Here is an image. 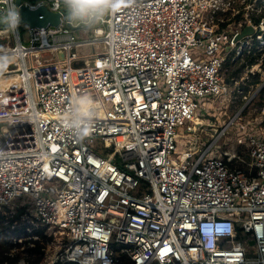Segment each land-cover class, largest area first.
Wrapping results in <instances>:
<instances>
[{
	"label": "built area",
	"instance_id": "1",
	"mask_svg": "<svg viewBox=\"0 0 264 264\" xmlns=\"http://www.w3.org/2000/svg\"><path fill=\"white\" fill-rule=\"evenodd\" d=\"M22 1L60 11L61 23L0 26L13 41L0 57L14 63L0 71L3 219L62 231L52 264H116L114 243L134 264H264V136L244 137L245 167L187 148L197 97L230 92L228 61L257 54L244 79L261 73L264 0H119L91 27L70 22L64 0ZM9 10L21 17L16 0H0V18ZM79 96L92 102L86 136L69 125ZM181 124L189 143L177 139ZM117 137L119 150L97 142ZM26 197L29 210L17 202Z\"/></svg>",
	"mask_w": 264,
	"mask_h": 264
},
{
	"label": "rangeland",
	"instance_id": "2",
	"mask_svg": "<svg viewBox=\"0 0 264 264\" xmlns=\"http://www.w3.org/2000/svg\"><path fill=\"white\" fill-rule=\"evenodd\" d=\"M20 31L22 32L25 42H28L29 27L21 24ZM87 31L88 32H85L83 29H80L78 34L81 38H89L93 35V32L92 29H88ZM95 48L96 51H101L104 45L99 43L95 45ZM81 50L85 53H92V44H85ZM2 61L3 60H0V64ZM242 61L243 59L239 58L236 66L239 67ZM228 68L229 71L225 73V80L227 77H230L229 72L232 67ZM247 74L246 68H243L235 75L238 83L235 81L228 84L230 92L225 97L213 95L197 97L199 107L196 114L197 118L202 121L198 123V125H193L194 123L190 124L193 127L190 136L193 143L188 145L187 148L197 150V152L207 149V156L228 154L230 157H233L235 165H242L244 167L251 162L250 149L243 139L251 134L264 136V100L259 97V92L264 87V67L259 74L261 82L257 86H251L245 91L242 85L243 79L246 78ZM249 77V81H251L253 77L251 75H249ZM224 128L228 130L224 132ZM188 129V125L180 129L182 133L181 138L186 143H189L187 140H190L187 134ZM241 139L243 141H241ZM99 143L103 144L102 141ZM28 201H30V198L26 197L17 202L24 204L29 210L30 204ZM1 223L7 222L0 214V224ZM40 227L41 226H35L31 230L26 228L27 230L20 235L12 234L9 236L11 241L23 244H16V247L12 248L13 253L21 254V263L25 261L26 252L23 250L24 247L32 245V242L37 239L41 241H43L44 238L47 239L44 260L39 264H52L57 255H59L58 249L61 245L63 248L62 231L56 232L46 228L41 235V230H43V228L40 229ZM38 232H40V234H38ZM25 239L29 240L26 244L24 243Z\"/></svg>",
	"mask_w": 264,
	"mask_h": 264
},
{
	"label": "trees",
	"instance_id": "3",
	"mask_svg": "<svg viewBox=\"0 0 264 264\" xmlns=\"http://www.w3.org/2000/svg\"><path fill=\"white\" fill-rule=\"evenodd\" d=\"M258 55L254 53L247 54L243 61L241 62V65L237 67L238 60L230 59L228 61V65L232 67V69L229 72V76L232 77L233 75L237 74L240 70H242L246 65H252L257 62ZM260 78L258 75L253 76L252 81L249 83L248 81H245L243 83L242 87L247 91L249 89V84H253L254 86H257L260 83ZM260 99L264 100V87L259 92ZM15 220L13 218L9 223H1L0 224V261H10V262H19L22 258L20 253H14L13 255L8 254L7 252L10 251L12 248L16 247V244L23 245L22 243L13 242L11 241L10 235H20L24 233L27 229L26 226H16L12 227V221ZM40 234V232H38ZM42 235V233H41ZM46 241L47 239L44 238L43 241L40 239H37L33 241L32 245H29L27 247H24L25 254V262L26 264H39L44 260V253H45V247H46ZM29 240L25 239V244L28 243ZM113 249L115 251V255L117 258H119L118 262L116 264H134V261L132 258L123 251V247L117 243L113 244ZM54 264H76L75 262H65L63 260H57L54 262Z\"/></svg>",
	"mask_w": 264,
	"mask_h": 264
},
{
	"label": "clouds",
	"instance_id": "4",
	"mask_svg": "<svg viewBox=\"0 0 264 264\" xmlns=\"http://www.w3.org/2000/svg\"><path fill=\"white\" fill-rule=\"evenodd\" d=\"M118 2L119 0H64L70 22L85 25L109 11H115ZM4 22L15 29L20 23L19 13L9 10ZM91 103V100L85 96L75 98L72 103L69 125L77 127L84 136L89 132L87 120L92 115Z\"/></svg>",
	"mask_w": 264,
	"mask_h": 264
},
{
	"label": "water",
	"instance_id": "5",
	"mask_svg": "<svg viewBox=\"0 0 264 264\" xmlns=\"http://www.w3.org/2000/svg\"><path fill=\"white\" fill-rule=\"evenodd\" d=\"M16 4L19 6V11L21 15L20 23H24L29 27L47 26V25L56 27L61 23V12L52 10L47 4H41L37 8L30 7L29 5L23 3L22 0H16ZM62 11H64L65 15L68 17V9L67 8L62 9ZM4 21L5 18L1 17L0 26L9 27L7 23H5ZM70 26L75 29H79L81 27L71 24ZM86 26L91 27L92 24H88ZM252 32H253L252 26L248 25L243 29L241 33L238 34L237 38H241L244 35L251 34ZM8 44H13V41L10 40L8 37H0V48ZM60 57L64 58V53H60ZM82 63L83 61L81 60L76 61L75 65H80ZM22 213H24V209H19L16 217L19 218ZM250 243L253 244L254 240L251 239Z\"/></svg>",
	"mask_w": 264,
	"mask_h": 264
},
{
	"label": "bare ground",
	"instance_id": "6",
	"mask_svg": "<svg viewBox=\"0 0 264 264\" xmlns=\"http://www.w3.org/2000/svg\"><path fill=\"white\" fill-rule=\"evenodd\" d=\"M0 60H3V61H8V62H12L13 61L11 59H8V58H2L0 57ZM197 123H200L202 120L196 118ZM187 124H181L179 125L178 127V130H177V139L179 142L182 141V133L180 132V129L183 127V126H186ZM109 139H104L103 141L102 140H97V142L99 143L100 141L103 142V144H101L103 150L105 152H107V150H109L108 148H113V149H116V150H119L122 148L123 146V143L125 142V138L124 137H117V138H111L109 141ZM187 142H190V140H187ZM100 144V143H99ZM129 154L133 155V154H136V151H127L124 153V155L127 157L129 156Z\"/></svg>",
	"mask_w": 264,
	"mask_h": 264
},
{
	"label": "crops",
	"instance_id": "7",
	"mask_svg": "<svg viewBox=\"0 0 264 264\" xmlns=\"http://www.w3.org/2000/svg\"><path fill=\"white\" fill-rule=\"evenodd\" d=\"M14 65V63H10V62H8V61H2V63L0 64V71H3L4 69H6V68H8V67H11V66H13ZM236 75V74H235ZM235 75H233L232 77H228V83L229 82H231V83H233L234 81L232 80V78H235ZM252 77L253 76H255V75H251ZM236 79V78H235ZM251 79H253V78H251ZM238 81V80H237ZM245 81H248L249 83L252 81H249V80H246V79H243V83H245ZM246 84V83H245ZM251 86H254L253 84H249V88L251 87Z\"/></svg>",
	"mask_w": 264,
	"mask_h": 264
}]
</instances>
